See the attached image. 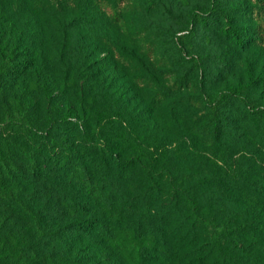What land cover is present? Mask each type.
I'll use <instances>...</instances> for the list:
<instances>
[{"label":"trees","instance_id":"1","mask_svg":"<svg viewBox=\"0 0 264 264\" xmlns=\"http://www.w3.org/2000/svg\"><path fill=\"white\" fill-rule=\"evenodd\" d=\"M40 1L44 2L0 0V93L18 83H43L41 72L48 52L54 54V62L62 68L63 82L71 83L73 93L79 96L76 98L79 108L87 104L86 99L104 104L106 80L99 74L91 49L90 37L98 15L91 0H77L74 8L68 9L74 11L68 13L53 10L54 6L46 7L49 15H44V19H54V24L48 22L44 33L51 38L56 35L57 40L46 46L43 38L41 49L31 42L32 62L16 52L17 39L12 26L15 5L20 10L32 5L44 7ZM214 8L206 16L218 22L216 14H219L225 21V15ZM109 12L116 22L120 21L114 9L110 7ZM101 18L106 25L103 20L107 15L102 13ZM226 21L222 32L237 44H243L238 29L231 25L230 19ZM106 36L124 54L123 36L116 35L114 30H108ZM49 47L52 51L43 57L41 50ZM129 47L136 65L142 67L141 78L152 74L154 67L149 59L138 53L134 45ZM191 79L193 74L187 71L178 77L176 84L182 86L185 81L190 84ZM191 84L195 93H174L176 101L161 91L153 92L145 100L150 109L161 102L166 113L165 118L156 115L155 125L139 129L136 134L148 141L150 148L161 150L173 145L171 130L186 129L188 117L180 103L185 96L203 102L202 110L207 114L204 131L212 140L220 143L235 129L231 112L225 110L223 115L221 111L228 103L225 92L207 105L201 83ZM108 94L113 100L118 98L116 90ZM238 98L249 113L264 117V105H257L247 97ZM209 107L214 111L210 112ZM114 112L111 123L102 125L101 135L93 138L80 135L79 125L71 119L76 113L71 108L64 116L52 119L45 141H39L28 122L13 120L15 125L27 128L31 142L23 141L18 150L8 149L11 145L7 144L4 150L1 147L4 141H0V264H76L71 259L70 247L83 246L96 250L112 248L128 261L126 264H264V214L262 220V214L255 213L250 220L240 223L225 216L220 223L213 219L208 225L193 195L200 182L204 188L208 185V178L204 180L201 171L194 172L188 160L181 175L180 162L171 151H167L171 155L161 171L154 172L150 160L142 159L137 150L126 146L136 139L123 129L127 116L121 111ZM244 135L251 144L253 138ZM260 135L259 143L264 145V133ZM105 140H112L117 147ZM175 170L180 177L184 176L180 179L187 185L177 184L172 194L165 195L163 181L175 177ZM255 196L253 200L262 198ZM234 197L239 208L250 212L252 207L264 213L258 202L250 205L252 199L247 195L236 192Z\"/></svg>","mask_w":264,"mask_h":264},{"label":"rangeland","instance_id":"2","mask_svg":"<svg viewBox=\"0 0 264 264\" xmlns=\"http://www.w3.org/2000/svg\"><path fill=\"white\" fill-rule=\"evenodd\" d=\"M91 1L96 5L98 14L90 37L91 49L99 65V74L106 80L105 103L86 99L87 104L79 108L76 103L79 96L73 93L71 83L63 82L65 74L62 68L54 62V54L47 52L52 51L51 47L44 52L41 50L43 57L47 52L45 67L41 72L43 83H18L14 88L10 86L4 94L0 91V141H4L1 147L5 150L4 147L9 144L11 148L8 149L18 150L23 141L31 142L26 134L27 128L15 125L13 120L28 122L39 141H45L52 119L64 116L71 108L76 112L71 119L79 125L80 135L93 138L101 135L102 125L111 123L116 113L114 111H121L128 118L123 123V129L136 139L126 146L137 150L142 159L150 160L155 167L154 172L161 171L163 163L172 153L180 162L181 175H184L183 165L188 160L194 172L201 171L204 180L208 178L209 183L205 188L200 182L197 185L200 188L193 192L202 209L201 215L208 219V225L212 224L213 219H218L220 223L225 216L237 223L248 221L255 213L262 214V220L264 213L261 209L251 207V211L247 212L239 208L234 194L239 192L249 199L259 195L262 198L252 199L250 205L258 202L264 211V145L258 140V136L264 133V117L261 119L255 113H249L238 98L247 97L257 105H264V0ZM44 2L40 1L44 7L32 5L20 10L15 5L14 8L12 26L17 39L16 52L28 62H32L31 42L41 49L43 38L46 39V46L57 40L56 35L51 38L50 34L44 33L47 23L54 22L51 18L50 21L44 19V15H49L46 7L54 6L53 10L61 13L73 12L68 9L74 8L77 0ZM110 7L120 15V21L116 22L111 16ZM213 7L225 15V21L219 14H216L218 22L214 17L206 16ZM102 13L108 17L103 20L106 25L102 24ZM227 19L238 29L243 44H237L222 32V25L227 24ZM108 30L123 36L124 54L107 40ZM129 45L137 47V52L149 59L154 67L152 74L141 78L142 67L136 65ZM187 71L193 74L194 80L191 79L190 84L185 81L182 86L176 84L178 77ZM194 81L201 83V93L206 97L207 105H212L211 101L220 92H225L224 99L228 103L221 111L223 115L225 110L231 112V124L235 129L220 143L212 140L204 131L207 114L202 110L203 102L197 103L195 98L185 96L186 99L183 98L180 103L188 117L186 129L171 130L173 145L161 150L150 148L146 143L148 141L136 134L139 129L155 125L156 115L165 118L166 113L161 102L150 109L145 105V100L153 92L161 91L176 101L174 93H195L191 84ZM113 90L118 92V98L114 100L108 94ZM209 109L210 112L214 111L211 107ZM244 133L253 138L251 144H248ZM222 141L227 143L223 144ZM105 143L117 147L112 140H105ZM180 173L176 171L175 177L162 180L165 195L172 194L177 184L187 185L180 179L184 178L180 177ZM226 251L229 252L228 249ZM237 253L240 251L237 250ZM70 256L76 264L128 262L120 253L108 247L100 250L85 246L80 249L70 247Z\"/></svg>","mask_w":264,"mask_h":264}]
</instances>
